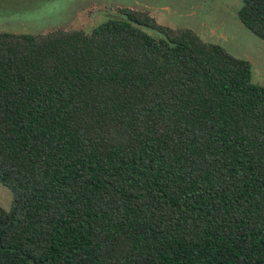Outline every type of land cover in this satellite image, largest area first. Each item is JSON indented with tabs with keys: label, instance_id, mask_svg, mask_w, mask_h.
Returning a JSON list of instances; mask_svg holds the SVG:
<instances>
[{
	"label": "trees",
	"instance_id": "trees-1",
	"mask_svg": "<svg viewBox=\"0 0 264 264\" xmlns=\"http://www.w3.org/2000/svg\"><path fill=\"white\" fill-rule=\"evenodd\" d=\"M120 16L0 32V264H264L252 64L147 11ZM238 18L264 42V0Z\"/></svg>",
	"mask_w": 264,
	"mask_h": 264
},
{
	"label": "rangeland",
	"instance_id": "rangeland-1",
	"mask_svg": "<svg viewBox=\"0 0 264 264\" xmlns=\"http://www.w3.org/2000/svg\"><path fill=\"white\" fill-rule=\"evenodd\" d=\"M242 0H0V32L48 33L57 29L90 31L120 9L147 11L173 29L188 28L208 43L252 64L253 82L264 86V42L240 22ZM157 37L152 30L143 28ZM11 191L0 183V206L9 210Z\"/></svg>",
	"mask_w": 264,
	"mask_h": 264
}]
</instances>
